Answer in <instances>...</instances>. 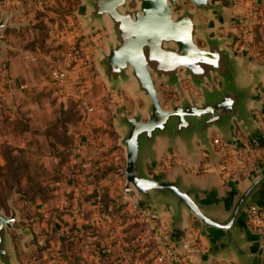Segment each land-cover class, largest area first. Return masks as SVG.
<instances>
[{"label":"water","instance_id":"water-1","mask_svg":"<svg viewBox=\"0 0 264 264\" xmlns=\"http://www.w3.org/2000/svg\"><path fill=\"white\" fill-rule=\"evenodd\" d=\"M83 0V13L91 24L109 22L112 38L102 53L101 67L113 86H132L146 100L144 108H121L116 121L124 146L125 185L136 190V201L151 217L169 213V232L181 240L187 217H194L210 239V257L235 264H264L263 234L248 222L247 207L264 210V161L257 173L241 181L240 173L229 179L230 189L219 191L210 179L189 175L182 167L158 173L163 149L195 157L200 146L220 160L212 130L224 144L264 146V64L239 55L229 46L232 36L212 33L217 22L237 21L225 0ZM15 13L0 12V32L16 26ZM207 17V18H205ZM217 18V20H215ZM202 39L204 44H200ZM0 37V57L5 61ZM182 78L197 88L190 92ZM161 84L177 91L165 105ZM242 132L243 135H240ZM10 211L0 208V264H20L11 230L22 233L20 243L35 240L34 230L22 223L12 197Z\"/></svg>","mask_w":264,"mask_h":264},{"label":"rangeland","instance_id":"rangeland-1","mask_svg":"<svg viewBox=\"0 0 264 264\" xmlns=\"http://www.w3.org/2000/svg\"><path fill=\"white\" fill-rule=\"evenodd\" d=\"M12 2L16 9H5L15 13L13 22L17 25L0 32L8 44L3 47L6 62L2 60L1 65L9 67L6 51L29 55L30 74L27 78L20 74V82L15 81L11 89L6 81L0 88V208L9 212L8 200L12 197L22 223L34 230L39 216L37 202L55 199L59 185L68 181L71 165L85 160L91 168L108 170L104 175H93L92 180L101 177L107 185L115 184L118 200L127 202L135 212L133 202L126 201L120 191L126 180L122 172L126 156L119 143L121 131L116 116L121 108L129 112L144 108L146 100L132 86L111 85L104 75L101 57L112 38L109 22L91 24L83 13V0ZM254 2L257 8L264 6V0ZM129 5L135 6L137 1L131 0ZM26 11L32 14L15 21L17 14ZM9 30L10 38L6 35ZM60 67L66 73L57 79L52 73ZM186 83L190 92L198 93ZM161 88L165 105L171 98H178L177 91L164 84ZM262 96L264 100V92ZM259 121L262 127L264 116ZM246 141L245 156L237 157V170L242 175L257 173L264 161V146L247 137ZM231 160L234 163L236 159ZM221 161L226 165L224 170L227 160ZM157 228L149 229L156 234L161 232V227ZM11 232L15 242L22 236L16 229ZM146 234L144 240L151 235Z\"/></svg>","mask_w":264,"mask_h":264},{"label":"crops","instance_id":"crops-1","mask_svg":"<svg viewBox=\"0 0 264 264\" xmlns=\"http://www.w3.org/2000/svg\"><path fill=\"white\" fill-rule=\"evenodd\" d=\"M12 1L3 0V5L0 1V6H3V9L5 7L16 9ZM225 1L226 7L238 19L229 26H222L216 22L212 27V33L232 36L233 39L228 41V44L236 48L240 56L247 54L252 57L253 62L264 64V6L257 8L254 6V0ZM28 14L32 13L26 11V13L17 14L15 21L25 19ZM252 17L255 20H252ZM6 35L10 38L12 32L9 30ZM28 56L21 53L8 54L6 51L8 68L2 67L0 57V88L6 81L5 83L10 82L8 86L11 89V85L20 79V74L26 75L25 78L29 76ZM182 81L183 84L189 85L186 83L187 78H182ZM239 134L243 135L242 132ZM243 139L247 146L246 137L243 136ZM212 140L215 149L221 153L219 161L213 160L211 151L201 147L200 142H197L199 150L195 157L186 155L183 151L171 153L163 149L162 165L155 171L171 172L175 167H182L189 175L210 179L213 187L219 191L229 190V179L237 173L241 174V171L237 170L240 159L236 155L240 151L245 153L246 146L235 148L224 144L220 132L216 129L212 130ZM232 158L236 159V166ZM221 160H227L228 165L224 170ZM88 163L90 164L83 160L78 164H72L69 169L68 183L62 182L59 185L61 188L55 199L37 202L39 216L33 227L37 234L42 235L43 242L42 244L27 243L28 250L24 251L20 241L17 240L15 243L19 251L20 264L23 260H33L36 264H104L106 258L110 264H130L125 247L121 245L123 235L126 234L133 236L128 242L130 246L138 240L144 244L141 251L146 253L143 256L140 255V251L134 254L129 250L132 258L141 257L144 263L151 260L158 264H235L233 260L210 257V239L201 231L194 217H187L188 227L182 233L183 238L180 240L169 232L171 219L168 212L154 218L140 208L132 212L127 202H122L123 208L118 211H113L112 205L106 209L104 203L102 209L97 207L95 203L97 183L104 184V192L112 197H116L117 190L107 185L101 177L92 180L93 175H100L97 173L100 169L91 168L87 165ZM244 168L242 167V171L245 170ZM245 176V173L241 174V181H244ZM108 211H112L119 222L117 230L112 229L103 218L102 213ZM157 227H161V232L156 234L149 229H158ZM146 232L151 234L147 241L143 237L147 235ZM166 251L174 253L175 259L160 263L156 258L157 253Z\"/></svg>","mask_w":264,"mask_h":264},{"label":"built area","instance_id":"built-area-1","mask_svg":"<svg viewBox=\"0 0 264 264\" xmlns=\"http://www.w3.org/2000/svg\"><path fill=\"white\" fill-rule=\"evenodd\" d=\"M65 73L66 72H65L64 68L60 67V68H55L53 70L52 74H53V77H55L57 79H62V78H64ZM262 127L264 130V121H262ZM247 146H248V144H247ZM240 152L237 153V155H236L237 157H238V154L240 156H245L246 150H245V153H242L243 151H240ZM224 166H226L225 163H224ZM109 186L113 189L117 188V186L115 184H110ZM104 191H105L104 184L97 183L96 184L95 203H96L97 207H99L101 209L103 208V193H104ZM120 191L122 193L121 194L122 197H124L126 199V201H129V202L132 201L135 208L139 209V206H138L137 201H136V190L133 186H126L125 183H123L121 188H120ZM247 212H248V222L252 226V228L258 232H262V234H263V245H264V210H262L257 204H250L247 207ZM102 215H103V218L106 221V223L112 229L117 230L119 228V222L116 219L114 213H112V211L103 212ZM36 242L42 244L43 237L41 234H36ZM121 245H123L125 247L126 257L127 258L129 257L130 264H144V261L141 257H137V258L131 257L129 250L126 249L127 248L126 242H124L122 240ZM156 258L159 262H164V261L168 260L169 258L175 259V255H174V253H172L170 251H166V252L158 254L156 256ZM21 264H36V263L33 260H23Z\"/></svg>","mask_w":264,"mask_h":264},{"label":"trees","instance_id":"trees-1","mask_svg":"<svg viewBox=\"0 0 264 264\" xmlns=\"http://www.w3.org/2000/svg\"><path fill=\"white\" fill-rule=\"evenodd\" d=\"M107 171L108 170L103 168V169H100L97 173L100 174V175H104V174L107 173ZM103 203H104V207L106 209H108L109 206L112 205L113 206V211L120 210L121 208H123V205H124L120 200H117L116 197L110 196L107 192L103 193ZM133 234H136V233H133ZM132 237L133 236L130 235V234L123 235L122 239H123L124 242L127 243V248L126 249L132 251L134 254L136 253V251H140V255L143 256L146 253V252L143 253L141 251V249H142L144 244L140 240H138L133 245L130 246V244L128 242L130 241V239H132ZM104 264H110V261L106 258V261L104 262ZM144 264H158V263L152 262L151 260H149L147 263L145 262Z\"/></svg>","mask_w":264,"mask_h":264},{"label":"flooded vegetation","instance_id":"flooded-vegetation-1","mask_svg":"<svg viewBox=\"0 0 264 264\" xmlns=\"http://www.w3.org/2000/svg\"><path fill=\"white\" fill-rule=\"evenodd\" d=\"M200 44H204V42L202 41V42H200ZM190 86L188 85V87L187 88H189ZM19 241H20V238H19ZM36 243V235H35V240L33 241V242H31V243H29V244H35Z\"/></svg>","mask_w":264,"mask_h":264}]
</instances>
